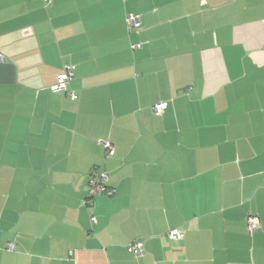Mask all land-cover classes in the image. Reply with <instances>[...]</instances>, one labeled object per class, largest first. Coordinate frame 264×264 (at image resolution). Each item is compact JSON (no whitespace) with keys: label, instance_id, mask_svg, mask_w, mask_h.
Returning a JSON list of instances; mask_svg holds the SVG:
<instances>
[{"label":"crops","instance_id":"0c3cea01","mask_svg":"<svg viewBox=\"0 0 264 264\" xmlns=\"http://www.w3.org/2000/svg\"><path fill=\"white\" fill-rule=\"evenodd\" d=\"M0 57V264H264V0H0Z\"/></svg>","mask_w":264,"mask_h":264},{"label":"built area","instance_id":"2783aa9c","mask_svg":"<svg viewBox=\"0 0 264 264\" xmlns=\"http://www.w3.org/2000/svg\"><path fill=\"white\" fill-rule=\"evenodd\" d=\"M45 2H51V0H43ZM127 28L129 31H132L135 27L138 26V19L135 16L129 15L125 19ZM1 60V57H0ZM71 76V71L68 70L60 75L57 76L56 82L49 88L51 92H66L67 91V84ZM68 97L71 100H75L76 97L71 94L67 93ZM166 108V103H162L160 105H155L152 107V112L154 115H161L163 110ZM103 148L105 149V154L107 156H112L114 151L113 148L108 144V143H103ZM106 181L107 177L105 174H97L96 172H91L89 175V181L87 185V195L86 197L82 200V204L85 206H88L91 202V200L96 197L99 194H106L107 196L112 195V190L108 189L106 187ZM93 221V220H92ZM247 221V227H248V232L251 235L253 232L256 231L258 227V219L256 216H254L251 213H247L246 217ZM168 238L169 239H179L180 236L176 231H171L168 233ZM9 250H12V246H8ZM128 250L135 256L139 257L142 252V243L139 240L133 241L128 245Z\"/></svg>","mask_w":264,"mask_h":264},{"label":"trees","instance_id":"16d2710c","mask_svg":"<svg viewBox=\"0 0 264 264\" xmlns=\"http://www.w3.org/2000/svg\"><path fill=\"white\" fill-rule=\"evenodd\" d=\"M106 155V154H105ZM97 174H102V173H98V172H96ZM106 187L108 188V189H110L108 186H107V181H106ZM113 192V191H112ZM86 195H87V191H86ZM98 196H106V197H112L113 196V193H112V195L111 196H107L106 194H99V195H97L96 197H98ZM86 197V196H85ZM96 197H94L93 199H95ZM93 199L90 201V202H92L93 201ZM91 204V203H90ZM90 204L88 205V206H90Z\"/></svg>","mask_w":264,"mask_h":264}]
</instances>
